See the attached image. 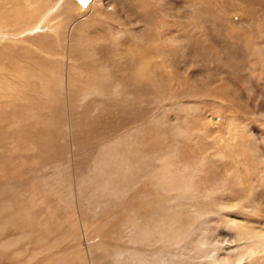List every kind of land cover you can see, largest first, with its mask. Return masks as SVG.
I'll list each match as a JSON object with an SVG mask.
<instances>
[{"label": "rangeland", "instance_id": "1", "mask_svg": "<svg viewBox=\"0 0 264 264\" xmlns=\"http://www.w3.org/2000/svg\"><path fill=\"white\" fill-rule=\"evenodd\" d=\"M104 2L0 0V264H264V0Z\"/></svg>", "mask_w": 264, "mask_h": 264}, {"label": "bare ground", "instance_id": "2", "mask_svg": "<svg viewBox=\"0 0 264 264\" xmlns=\"http://www.w3.org/2000/svg\"><path fill=\"white\" fill-rule=\"evenodd\" d=\"M94 1H96V0H94ZM103 1H104V0H99V2H100L102 5H104V6H106V7L108 8V7H109L108 4L105 3V2H104V4H103ZM11 2H13V1H11ZM92 3H93V1H92ZM97 3H98V2H97ZM75 4H76V3H74V5H75ZM17 6H18V5H17ZM68 6H70V5H68ZM92 6H93V5H92ZM71 7H72V6H71ZM90 7H91V5H90ZM11 8H12V7H11ZM92 8H93V7H92ZM69 9H70V8H69ZM109 9H110V8H109ZM16 10H17V9H16ZM107 10H108V9H107ZM7 11H8V10H7ZM65 12H66V14H67V10H66ZM14 13H15V12H14ZM28 13H29V12H28ZM28 13H27V14H28ZM62 13H63V12H62ZM69 13H71V11H70ZM72 14H73V13H72ZM75 14H76V13H75ZM77 14H78V13H77ZM18 15L20 16V18H23V19L26 18V13H25V11L22 10V8L19 9V12H18L17 16H18ZM57 15H58V14H57ZM12 16H13V15H12ZM70 16H72V15H70ZM47 18H48V17H47ZM69 18H70V17H69ZM10 19H11V18H10ZM79 19H81L80 14L76 17L75 20L73 19L74 21H73L72 23H70L68 27H70V29H72L76 23H79V22L81 21V20H80V21L78 22ZM234 19H235V21H238V23L240 22V20H243V18H242V17H239V16H237V19H236V18H234ZM8 20H9V17H8ZM64 20H65V19H64ZM10 21H12V20H10ZM12 22H13V21H12ZM12 22H11V23H12ZM24 22H25V21H24ZM26 22H27V21H26ZM66 22H67V21H66ZM66 22H65V23H66ZM0 25H1V24H0ZM80 25H81V24H80ZM53 27H54V26H53ZM70 29H69V30H70ZM200 30H201V29H200ZM56 31H57V30H56ZM204 31H205V30H204ZM61 32H62V31H61ZM69 35H70V34H69ZM51 36H52V35H51ZM67 36H68V35H67ZM122 37H123V36H122ZM27 40H28V39H27ZM82 134H83V133H82ZM15 252H16V251H15ZM35 254H36V253H35ZM53 257H54V256H53ZM13 258H14V257H13ZM77 261H78V260H77ZM8 263H9V262H8ZM61 263H62V262H61Z\"/></svg>", "mask_w": 264, "mask_h": 264}, {"label": "snow or ice", "instance_id": "3", "mask_svg": "<svg viewBox=\"0 0 264 264\" xmlns=\"http://www.w3.org/2000/svg\"><path fill=\"white\" fill-rule=\"evenodd\" d=\"M85 2H87V0H85Z\"/></svg>", "mask_w": 264, "mask_h": 264}]
</instances>
